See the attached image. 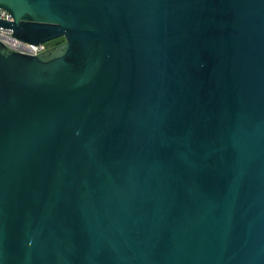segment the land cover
Segmentation results:
<instances>
[{
    "label": "water",
    "instance_id": "water-1",
    "mask_svg": "<svg viewBox=\"0 0 264 264\" xmlns=\"http://www.w3.org/2000/svg\"><path fill=\"white\" fill-rule=\"evenodd\" d=\"M0 9V264H264V0Z\"/></svg>",
    "mask_w": 264,
    "mask_h": 264
},
{
    "label": "built area",
    "instance_id": "built-area-1",
    "mask_svg": "<svg viewBox=\"0 0 264 264\" xmlns=\"http://www.w3.org/2000/svg\"><path fill=\"white\" fill-rule=\"evenodd\" d=\"M0 20L4 22H12L13 16L8 10L0 9ZM0 43L13 52L31 56H37L50 48L46 47L45 44L34 45L20 41L13 36L12 31L2 28H0Z\"/></svg>",
    "mask_w": 264,
    "mask_h": 264
},
{
    "label": "rangeland",
    "instance_id": "rangeland-1",
    "mask_svg": "<svg viewBox=\"0 0 264 264\" xmlns=\"http://www.w3.org/2000/svg\"><path fill=\"white\" fill-rule=\"evenodd\" d=\"M55 42L49 43V44H45L46 47H51L54 45Z\"/></svg>",
    "mask_w": 264,
    "mask_h": 264
},
{
    "label": "flooded vegetation",
    "instance_id": "flooded-vegetation-1",
    "mask_svg": "<svg viewBox=\"0 0 264 264\" xmlns=\"http://www.w3.org/2000/svg\"><path fill=\"white\" fill-rule=\"evenodd\" d=\"M58 42H61V40L56 41V42L54 43V45H55L56 43H58ZM54 45H53V46H54Z\"/></svg>",
    "mask_w": 264,
    "mask_h": 264
}]
</instances>
